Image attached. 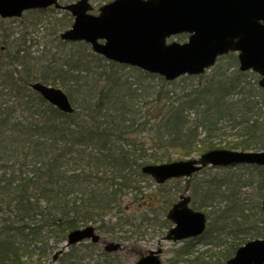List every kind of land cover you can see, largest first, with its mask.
Here are the masks:
<instances>
[{
  "label": "trees",
  "instance_id": "16d2710c",
  "mask_svg": "<svg viewBox=\"0 0 264 264\" xmlns=\"http://www.w3.org/2000/svg\"><path fill=\"white\" fill-rule=\"evenodd\" d=\"M30 13L38 19L33 27L72 24L65 11L31 10L21 18ZM0 30V264H36L31 260L47 256L48 240L56 245L88 224L112 237L125 226L136 228L132 220L112 221L111 210L124 192L137 193L148 178L144 165L170 161L160 151H264V89L255 73L238 70L234 54L202 75L167 82L107 61L82 42H66L74 48L52 53L46 65L29 56L24 38L4 47L9 35ZM36 59L43 64L37 80L31 74ZM33 82L61 87L74 111L49 105L30 89ZM141 132L146 149L133 136ZM186 180L190 207L207 208L211 224L173 250L168 264H225L247 241L264 237V166L206 167ZM142 220L149 218L141 216L138 225ZM79 245L68 247L57 264H116L106 253L95 258L94 245ZM198 246L214 252L196 254Z\"/></svg>",
  "mask_w": 264,
  "mask_h": 264
},
{
  "label": "water",
  "instance_id": "95a60500",
  "mask_svg": "<svg viewBox=\"0 0 264 264\" xmlns=\"http://www.w3.org/2000/svg\"><path fill=\"white\" fill-rule=\"evenodd\" d=\"M90 0L60 6L57 0H0V18H19L29 10L53 6L66 10L73 18L71 27L60 34L67 42H84L108 61L135 67L167 82L182 76H199L213 67L217 58L235 53L240 72L259 76L264 89V0H113L91 14ZM186 34L184 42H169L170 37ZM31 88L62 113H72L67 96L40 83ZM264 166V151L213 149L196 159L145 165L141 173L157 184L171 179L190 178L203 168ZM190 198L181 197L167 212L174 225L165 240L180 242L200 236L206 216L189 207ZM264 215V201L261 204ZM83 240L97 243L93 227L73 230L67 245ZM118 246L106 244L111 252ZM157 253H160L159 251ZM56 256H54L55 259ZM135 264H161L158 254L149 251ZM226 264H264V238L240 246Z\"/></svg>",
  "mask_w": 264,
  "mask_h": 264
},
{
  "label": "rangeland",
  "instance_id": "374dc122",
  "mask_svg": "<svg viewBox=\"0 0 264 264\" xmlns=\"http://www.w3.org/2000/svg\"><path fill=\"white\" fill-rule=\"evenodd\" d=\"M65 1H68V3H73L77 0H63V2ZM90 2L94 5L95 8H98L103 3L98 0H91ZM57 14L60 15V13ZM35 16L36 15L30 13L24 18L10 20L0 19L2 21H0V29H6L9 35V40L6 41L5 45H2L4 47H11L15 40H20L19 42H22V39L24 38L26 41L25 48H28L27 51L29 53V56L31 58H43V63L47 65V57L52 53H61L62 51H68L74 48V46H70L71 44H66V42L64 43L65 48L58 44V42H63L59 39V35L63 31L69 29L70 26L65 29L61 27L60 30H57L59 28H52L50 24L49 27H45L46 29L42 26L40 27V25L33 27L31 23H33L34 21L38 22V19ZM55 38L58 39L55 40ZM186 38L187 37L185 35H182L181 37L176 36L174 38H171L168 41L184 42ZM35 66L36 67L31 71V74L33 75V79L37 80V78L39 79L40 72L43 69V64L41 62L39 63V61L36 59ZM57 88L62 90L61 87ZM62 91L64 92V90ZM146 108L149 110L150 106L147 104ZM133 136L135 139L141 142V148L146 149L149 147L148 143L145 142V136H147L145 132H141L140 136H138L137 134H133ZM221 139L223 141H220L222 142L220 146H222L226 142L231 141L230 137ZM217 141L216 144H218ZM151 152L152 151L147 150L148 154H150ZM160 153L166 155V157L170 159L169 162L196 159L200 155L194 152L190 155L183 156V153L178 149H165L163 151H160L158 154ZM213 172L214 171H210L208 175ZM181 180L182 181H180L179 183H166L164 184L165 186L161 188V186L163 185L156 184L150 177H148L137 185V193L131 194L129 192H124L123 197L119 200L114 209L111 210V215L114 216L111 217V219L112 221H114L115 219L120 218L128 222L129 220H132L136 223L137 227L132 229L130 228V226H125L121 231L116 232L119 237H112L107 233L104 234L102 231L98 230L97 226L94 224H88L86 226L79 227L78 229H83L88 226L93 227L95 235L99 237L98 243L92 244L94 245L93 248L95 249L93 256L97 258L99 255H101V253H104L103 248L106 244L113 243L114 245H117L118 248L109 252L108 255L109 259L114 261L116 264H134L139 257L146 256L148 254V251H152L154 254H158V258L161 264H168L172 257V251L178 248L184 242H171L164 239L168 228L173 227V225L169 221H167L165 217L167 210L173 203L177 202L180 197L190 196L189 191L185 189V187H187L188 181L186 179ZM176 188H178L179 191H176ZM167 195H169V197ZM146 203H149L156 207V213L152 214L153 211L147 210L145 206L147 205ZM207 210V208H204V212H202L206 214L208 213L205 212ZM141 216L147 217L149 218V220L145 222L144 220H142L143 223L138 225ZM108 218L109 217H106L105 219ZM165 220L168 222L167 228L164 227ZM210 224V219H208L206 228L207 226L209 227ZM55 242V238L48 240L47 246L49 250L47 256L45 255L41 258L34 257L31 262L36 261V264H57V261L60 257L59 253L67 252L69 250V245H67V234L66 241L62 240L56 245L54 244ZM89 244H91L89 241H83L80 243V245H78L79 247L84 248ZM158 251L160 253H157ZM194 252H196V254L206 253V255H209V253H213L214 251L209 252V247L198 246ZM54 256H56L55 259Z\"/></svg>",
  "mask_w": 264,
  "mask_h": 264
},
{
  "label": "bare ground",
  "instance_id": "6f19581e",
  "mask_svg": "<svg viewBox=\"0 0 264 264\" xmlns=\"http://www.w3.org/2000/svg\"><path fill=\"white\" fill-rule=\"evenodd\" d=\"M189 240V239H188ZM85 241H89L91 244H96V243H92L90 240H85ZM98 243V242H97ZM103 251H104V248H103ZM63 253L65 252H60L59 254L62 255ZM109 252H107L106 254H108Z\"/></svg>",
  "mask_w": 264,
  "mask_h": 264
},
{
  "label": "flooded vegetation",
  "instance_id": "af4514ba",
  "mask_svg": "<svg viewBox=\"0 0 264 264\" xmlns=\"http://www.w3.org/2000/svg\"><path fill=\"white\" fill-rule=\"evenodd\" d=\"M229 54H234V53H229ZM228 55V54H227ZM234 55H236V54H234Z\"/></svg>",
  "mask_w": 264,
  "mask_h": 264
}]
</instances>
